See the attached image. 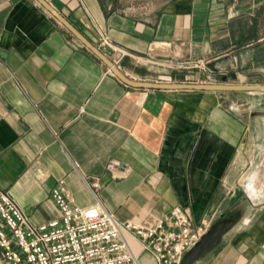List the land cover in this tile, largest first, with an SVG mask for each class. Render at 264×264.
I'll return each instance as SVG.
<instances>
[{
    "label": "crops",
    "instance_id": "1",
    "mask_svg": "<svg viewBox=\"0 0 264 264\" xmlns=\"http://www.w3.org/2000/svg\"><path fill=\"white\" fill-rule=\"evenodd\" d=\"M47 1L97 46L107 34L125 48L116 65L132 79L264 83L255 0L249 14L172 0L145 16ZM60 179L80 206L144 226L176 206L193 225L235 214L212 264H264V92L130 86L38 0H0V193L47 222Z\"/></svg>",
    "mask_w": 264,
    "mask_h": 264
},
{
    "label": "built area",
    "instance_id": "2",
    "mask_svg": "<svg viewBox=\"0 0 264 264\" xmlns=\"http://www.w3.org/2000/svg\"><path fill=\"white\" fill-rule=\"evenodd\" d=\"M98 47L108 50L115 64L127 53L107 34L101 35ZM118 165L113 161L109 167ZM52 199L59 215L34 223L10 192L0 193V257L5 264H141L131 239L155 264H181L213 224L207 217L193 225L180 206L150 226L121 221L103 205L97 209L77 204L64 179L53 188Z\"/></svg>",
    "mask_w": 264,
    "mask_h": 264
},
{
    "label": "water",
    "instance_id": "3",
    "mask_svg": "<svg viewBox=\"0 0 264 264\" xmlns=\"http://www.w3.org/2000/svg\"><path fill=\"white\" fill-rule=\"evenodd\" d=\"M43 4L58 20L65 25L83 44H85L92 52H94L109 68L126 84L146 89H164V90H208V91H238V90H258L264 92V83H226L227 76L223 78V83L205 82H153L135 80L127 76L112 61L109 56L94 44L83 32H81L71 21L54 8L47 0H38ZM236 217H228L222 214L213 222L209 230L201 237V239L184 255L181 264H195L203 256L215 248L221 241L222 237L236 224ZM0 264H5L0 258Z\"/></svg>",
    "mask_w": 264,
    "mask_h": 264
},
{
    "label": "rangeland",
    "instance_id": "4",
    "mask_svg": "<svg viewBox=\"0 0 264 264\" xmlns=\"http://www.w3.org/2000/svg\"><path fill=\"white\" fill-rule=\"evenodd\" d=\"M172 0H105L107 4H110L114 8H117L119 10L139 14L142 16H145L151 11L156 10L158 8L164 7ZM253 4V0H239V8L241 12H245L249 14L248 7ZM255 13H256V32L260 34L261 36L264 35V0H255ZM226 240L221 239L220 243L213 248L210 252L206 253L203 258L195 263V264H212L213 260V254L215 255L218 253L223 245L225 244ZM1 258V257H0ZM151 264V263H147Z\"/></svg>",
    "mask_w": 264,
    "mask_h": 264
},
{
    "label": "bare ground",
    "instance_id": "5",
    "mask_svg": "<svg viewBox=\"0 0 264 264\" xmlns=\"http://www.w3.org/2000/svg\"><path fill=\"white\" fill-rule=\"evenodd\" d=\"M131 243L135 247V249H138V244L133 239H131Z\"/></svg>",
    "mask_w": 264,
    "mask_h": 264
},
{
    "label": "flooded vegetation",
    "instance_id": "6",
    "mask_svg": "<svg viewBox=\"0 0 264 264\" xmlns=\"http://www.w3.org/2000/svg\"><path fill=\"white\" fill-rule=\"evenodd\" d=\"M228 215H229L228 213L225 214V216H228ZM234 216H236V215L234 214V215H231L230 217H234Z\"/></svg>",
    "mask_w": 264,
    "mask_h": 264
}]
</instances>
